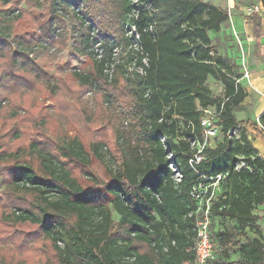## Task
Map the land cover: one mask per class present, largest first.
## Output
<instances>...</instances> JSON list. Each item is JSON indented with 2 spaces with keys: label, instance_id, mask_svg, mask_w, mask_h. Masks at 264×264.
Segmentation results:
<instances>
[{
  "label": "trees",
  "instance_id": "16d2710c",
  "mask_svg": "<svg viewBox=\"0 0 264 264\" xmlns=\"http://www.w3.org/2000/svg\"><path fill=\"white\" fill-rule=\"evenodd\" d=\"M54 1L0 0V111L13 109L10 118H0V264H193L196 204L190 190L218 175L224 176V192L212 202L211 218L236 228L211 231L218 258L210 264H264L257 215L264 205V158L245 133L264 142V112L261 130L234 115L247 94L232 65L214 53L209 36L228 20L227 11L200 0H121L120 21L104 9L105 0H88L74 52L91 58V24L113 39L99 41L102 55L91 58L92 71H71L52 83L27 53L53 60L68 48ZM252 23L258 38L260 25ZM125 24L135 31L139 49L117 62L116 39L128 43L119 34ZM132 64L141 73L129 72ZM105 70H112L111 82ZM209 78L222 85L221 96L206 85ZM93 87L98 107L108 103L123 126L110 140L79 105ZM47 99L74 136H41L36 124ZM208 107L216 108L213 126L222 137L202 150L193 169L191 143L203 142L200 123ZM7 119L15 125L6 128ZM233 252L237 260L229 261Z\"/></svg>",
  "mask_w": 264,
  "mask_h": 264
},
{
  "label": "rangeland",
  "instance_id": "374dc122",
  "mask_svg": "<svg viewBox=\"0 0 264 264\" xmlns=\"http://www.w3.org/2000/svg\"><path fill=\"white\" fill-rule=\"evenodd\" d=\"M37 1V0H35ZM61 0H56L53 3V8L55 13L60 16V19L67 30L68 35V48L60 53L57 54L56 59H47L45 57H40L38 59H34L32 54H28L30 59H33L36 63V66L45 74H47L50 78H52V83L55 82L57 78H63L67 76L71 71H80V72H89L93 70V62L92 59L98 60L101 58L102 50L100 49L99 41L106 38H111L107 33L102 32L97 25L91 24V28L89 30V35L93 40H96V44L90 45V48L86 50V52H91V58L86 55H79L76 54L73 50V43L76 37V32L81 30L79 19L81 18V12L84 11L85 3L88 0H68L67 4H63L60 6L57 4ZM71 1V2H70ZM203 2L211 3L212 5L219 7L228 13V20L221 25V29L218 33L210 32L209 36L212 41L213 51L216 55L221 56L222 58L226 59L228 63L232 65L234 68V74L238 75L239 79H248L244 77V74L247 72L249 76V72L252 70V67L259 58L263 57L260 54V49H257L254 45L253 38L251 34H248L246 37L245 32V24L249 21H253L254 19H260L264 17V0H200ZM263 7V11L259 15H254V17L245 18L242 14V9L244 6L247 5H256L260 4ZM11 4H9L10 6ZM64 5H68V7H64ZM132 5H136V1H133ZM104 9L108 12L115 11L120 21L121 15L123 11V5L121 0H105ZM22 9H26L24 3L20 4ZM4 7H0V16H2V11ZM121 14V15H120ZM126 18V17H125ZM128 17L127 19H129ZM91 23V22H90ZM241 23V24H240ZM120 38L123 36L128 38V43L125 44L122 42L121 39H116L117 48L114 50V59L115 61L120 60V56L122 55H135L138 51L139 47L136 42V35L135 38L132 37L135 33L134 30L131 29L128 25H123L119 29ZM36 38H39V32H35ZM252 40V42H251ZM45 45L44 43H42ZM14 48V47H13ZM17 51V49L14 48ZM53 50V49H52ZM144 62V61H143ZM134 64L128 67V71L140 73L137 69L135 71ZM105 73V74H104ZM104 75L108 82H111L113 79L112 70H105ZM239 82V80H238ZM206 85L212 91L215 96H221L220 92L217 90V83H215L210 78L207 80ZM95 88H91L88 90L84 95L80 97L79 105L81 107V111L83 112L84 116L91 121V126L94 129H97L99 133H101V137L104 140H110L115 132V130L123 129V126L120 123V119L117 118L115 112L112 111L108 103H104L100 108L98 107V103L95 98ZM1 96L4 97L5 91L0 90ZM45 110L40 113L38 122L36 126H40L41 128V136L43 138L51 137L58 141H63L67 139L66 135L74 136L75 131L71 128L70 124L68 123L67 119L55 112L53 107V103L50 99H47L44 103ZM13 109L7 108L5 109V113L0 111V118L8 117L10 118L11 112ZM205 111H207L206 114ZM202 111V117L207 118V116H212L216 114V108H206ZM213 122H216V119H212ZM14 123V121H13ZM13 123H8L5 121L6 128ZM126 122H123L125 125ZM15 125V123H14ZM34 125V123H33ZM241 127L237 128L234 131V135H238ZM68 136V137H69ZM222 137L221 133L219 132L218 128L216 131V137L213 139L205 138L206 147H213L217 144V141ZM30 138L28 137V140ZM201 147V145H200ZM103 160L108 168L114 169L115 165L112 161V158L109 157L103 151ZM97 168L98 175L104 179L103 172L99 167ZM175 178H178L179 175L177 172H174ZM1 177H0V194L3 189L1 184ZM211 188L214 192V200L218 198L220 193L224 192L221 189V183L216 185L214 182L211 181ZM264 211V205L258 208V212ZM112 219L118 220L119 216L113 211L112 212ZM210 223H211V231H221L223 229L228 230H235L236 225L234 222L228 221L226 219H221L218 217L211 218L210 215ZM262 229L264 228V222L258 224ZM254 235L250 231H246V237L252 238ZM243 240V238H241ZM39 255L35 256L37 260ZM217 259L218 256L214 254V259ZM237 260V254L235 252L229 254V261Z\"/></svg>",
  "mask_w": 264,
  "mask_h": 264
},
{
  "label": "built area",
  "instance_id": "2783aa9c",
  "mask_svg": "<svg viewBox=\"0 0 264 264\" xmlns=\"http://www.w3.org/2000/svg\"><path fill=\"white\" fill-rule=\"evenodd\" d=\"M263 11V7L260 4L247 5L242 9V14L245 18H250L254 15H259ZM135 33V31H134ZM138 71L141 73L140 69ZM245 78H248L247 72L244 74ZM206 113L207 111L204 110ZM208 114V113H206ZM217 112L215 115L207 116V118L201 119V127L204 132V139H213L216 137L217 128L213 126L212 119H216ZM201 145V147H200ZM206 147L205 142L191 143V150L195 151L192 158L189 159V165L195 169V167L201 161L200 153ZM172 168V166L170 165ZM237 168H240L238 166ZM179 175V174H178ZM180 176V175H179ZM224 176L218 175L214 178L209 179V183L202 184L197 183L192 186L190 190L191 199L196 204L195 216V237H194V261L193 264H210L214 260L213 243L210 238V208L214 201V192L211 188V181L218 185Z\"/></svg>",
  "mask_w": 264,
  "mask_h": 264
},
{
  "label": "crops",
  "instance_id": "0c3cea01",
  "mask_svg": "<svg viewBox=\"0 0 264 264\" xmlns=\"http://www.w3.org/2000/svg\"><path fill=\"white\" fill-rule=\"evenodd\" d=\"M253 21H257L260 25L258 38H255L253 34ZM253 21H249L245 24L246 37H248V34H251L254 45L257 49L261 48L260 54L261 56L263 55V57L259 58V60L254 63L252 70L249 72L248 79H239V84L242 86L247 96L235 109L234 115L237 121H251L254 123V127L261 130L259 118L264 112V17L261 18V20L254 19ZM216 86L217 90L222 94V85L217 83ZM245 133L252 146L257 150L258 155L264 158V142L255 139V135L250 131H245ZM218 141L220 142L221 138ZM257 215L260 217L258 224L264 222V211L257 212Z\"/></svg>",
  "mask_w": 264,
  "mask_h": 264
}]
</instances>
